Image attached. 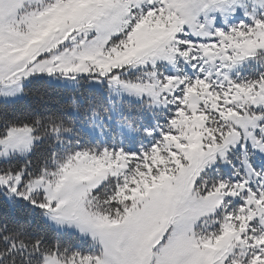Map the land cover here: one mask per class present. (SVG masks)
Instances as JSON below:
<instances>
[{
    "label": "snow or ice",
    "instance_id": "snow-or-ice-1",
    "mask_svg": "<svg viewBox=\"0 0 264 264\" xmlns=\"http://www.w3.org/2000/svg\"><path fill=\"white\" fill-rule=\"evenodd\" d=\"M0 264H264V0H0Z\"/></svg>",
    "mask_w": 264,
    "mask_h": 264
}]
</instances>
